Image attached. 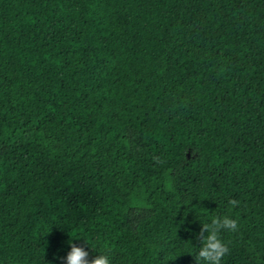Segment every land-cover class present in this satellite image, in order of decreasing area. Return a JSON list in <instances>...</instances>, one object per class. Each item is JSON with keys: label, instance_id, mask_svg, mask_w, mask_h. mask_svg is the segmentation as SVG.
<instances>
[{"label": "trees", "instance_id": "16d2710c", "mask_svg": "<svg viewBox=\"0 0 264 264\" xmlns=\"http://www.w3.org/2000/svg\"><path fill=\"white\" fill-rule=\"evenodd\" d=\"M223 216L264 264V0H0V264H196Z\"/></svg>", "mask_w": 264, "mask_h": 264}, {"label": "clouds", "instance_id": "9594fccd", "mask_svg": "<svg viewBox=\"0 0 264 264\" xmlns=\"http://www.w3.org/2000/svg\"><path fill=\"white\" fill-rule=\"evenodd\" d=\"M238 203L237 200H229V204L233 207ZM221 230L237 231L238 223L235 219L223 216L213 217L211 223L201 224L197 235L201 246L195 257L196 264H200L201 260L206 264H221L222 258L229 252V247L220 238ZM60 259L65 260L66 264H111L109 257L104 254L89 259V252L83 246H77L74 243L71 244V250L66 257H60Z\"/></svg>", "mask_w": 264, "mask_h": 264}]
</instances>
